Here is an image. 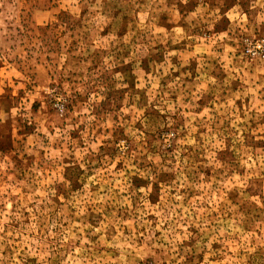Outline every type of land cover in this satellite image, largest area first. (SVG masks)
Masks as SVG:
<instances>
[{
  "label": "rangeland",
  "instance_id": "rangeland-1",
  "mask_svg": "<svg viewBox=\"0 0 264 264\" xmlns=\"http://www.w3.org/2000/svg\"><path fill=\"white\" fill-rule=\"evenodd\" d=\"M0 264H264V0H0Z\"/></svg>",
  "mask_w": 264,
  "mask_h": 264
},
{
  "label": "built area",
  "instance_id": "built-area-1",
  "mask_svg": "<svg viewBox=\"0 0 264 264\" xmlns=\"http://www.w3.org/2000/svg\"><path fill=\"white\" fill-rule=\"evenodd\" d=\"M262 46H263L262 41L259 42L257 41L254 43V49L256 50V52L260 51ZM253 54H255V52H253Z\"/></svg>",
  "mask_w": 264,
  "mask_h": 264
}]
</instances>
